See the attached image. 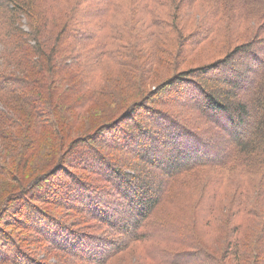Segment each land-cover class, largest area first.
<instances>
[{"label":"trees","instance_id":"obj_1","mask_svg":"<svg viewBox=\"0 0 264 264\" xmlns=\"http://www.w3.org/2000/svg\"><path fill=\"white\" fill-rule=\"evenodd\" d=\"M126 1L0 0V178L17 189L0 243L14 264H264V0ZM103 107L113 117L73 138ZM60 173L68 214L41 212ZM13 213L53 263L10 232Z\"/></svg>","mask_w":264,"mask_h":264},{"label":"rangeland","instance_id":"obj_2","mask_svg":"<svg viewBox=\"0 0 264 264\" xmlns=\"http://www.w3.org/2000/svg\"><path fill=\"white\" fill-rule=\"evenodd\" d=\"M119 2L122 5H126V4L128 5V3H127L126 0L125 1H120L119 0ZM225 21L223 23H221L220 26L225 25ZM190 23L193 24V21L190 20V22L188 24H186V26H190ZM241 25H242V23H241ZM243 26L244 27H243V29H241L240 32H241V34L245 35L246 38H248L247 30H246V27H245L247 25L243 24ZM236 30H237V28H236ZM190 32L191 31H189V30H185L186 36ZM220 32H222V30H220ZM198 53L200 54L201 57H204V58L200 60L198 58ZM198 53L195 55L196 57H193L185 66L184 65L182 66L183 70H188L190 68H194L195 69V68H198L200 65L202 66V65L208 64V62L211 60V58H208V56H210V53H211L210 49H208V48L207 49H201ZM202 54H204V55H202ZM255 73H254V76L256 75ZM103 79H105V78L103 77ZM160 81H161V79H160ZM156 82H158V79L157 78H155L153 80V82H151V84H148L147 88L153 90L155 88L154 85L157 84ZM123 93L125 95L124 97L127 98V100L131 101V100L134 99V95L135 94L132 93V91L130 90V88L127 87L126 89H124ZM91 110L92 111L89 113V116H85V119L86 120L83 121V119L81 120L82 117L80 118V121L78 123L79 125L77 124L78 127L76 128V135L77 136H75L73 138L76 139V138H80L81 136H84V134L91 132V130H92L91 128H94V127L100 125L101 123H103L105 120H107V119L109 120L110 118H112L113 117V114H114L115 107H113L112 109L109 108V107L108 108H104L103 107L102 115H101L100 118H97V116L99 115V113H96L95 112V111H97V108H92ZM24 111L29 112L27 110V108H25ZM103 137L104 138H108V135L107 136L104 135ZM6 145L7 144L4 141H0V146H6ZM79 148L80 147H78V149ZM64 150H65V148L63 149V151L60 152V154H62V153L64 154V152L66 151V150L65 151ZM64 155L66 156V154H64ZM5 159H6V156H5ZM74 162L75 163H78L80 161L77 160V159H75ZM58 167L59 166L52 168V172L55 171L56 169H58ZM67 169H69V168H67ZM81 169H82L81 170L82 172H80V173L88 176V180H83V181L88 182L89 184H92V183H90L91 181H89V180L94 175L92 173H89L86 170V167L85 166H82ZM72 172H74L76 175H78V173L76 171H72ZM42 173H43L42 171H40L39 173H36L35 172L34 175L36 176L37 174H42ZM65 177H66L65 173L64 174L63 173H60L56 177L50 179L49 183H47V186H49V188L53 191V193L51 195L47 194L43 190L37 191L36 192L37 194L42 195L41 196V199L43 198V201H41V203H34V206L37 207V208H39V210L41 212H50V214H52V211H54L58 215L59 214L66 215L67 211L64 208H62V207H63V204H66V202H65L66 201L65 195L68 193V191H63V189L60 186V184L63 186V185H65V183L68 182L67 180H64ZM94 177H96V176H94ZM82 179H85V178L83 177ZM63 180H64V182H63ZM238 186H239V182H237V181H233L230 184L229 188H227V189H225V187H226V185H225L223 187V190H222L223 191L222 192V195L225 194V192H227V193H229L231 191H234L235 192L238 189ZM8 189L9 190H17V189H15V186L13 184L8 183V180L7 179L0 178V197L2 195L6 194L8 192V191L6 192V190H8ZM53 194L57 196L56 197L57 199L55 197H53L54 196ZM47 196H49V197H47ZM46 200L55 201V203H51L50 206H49L48 203H46ZM77 208H81V205L78 204V207ZM177 211H178V208H169L166 212H177ZM12 212L15 213L17 211H15V209H14ZM14 213L11 215V218L7 217L8 220H9L8 221V224H11V227H9L10 232L16 234L17 236L20 235L21 237L26 238L27 239V242L30 243L31 246H33V247H40L38 249L40 251V253H36V254L39 255V256L37 255L38 257L36 258L38 261H41V262L51 261L53 263L54 260H52V256H50L51 258L48 259V257L44 255L43 250H45L46 247L43 246V245H41V244H39V241H36V237L37 236L34 235V234H32V233H30V231H28V230L20 229L21 225L18 222L22 220V217L19 216L18 214H16L14 216ZM12 216H14V217L12 218ZM61 219H62V217H61ZM217 226H218V223L214 219L208 225H203V228L201 230L204 233V236H205L204 239H205V241H206V243L208 245V248L207 249L211 253H214V254L216 252H220L221 250H223L222 249L223 241L220 238L222 236H220L218 234L216 235ZM14 255H16V256H14ZM18 255L19 254L11 253V251H9L7 248H5L2 245V243H0V258H1V260L9 261V262H11V263L14 264L15 261L17 262V256ZM217 256H219V255H217ZM130 259H131V263L132 264H152L151 262L150 263H144V262L143 263L142 262L140 263L139 261H143V260H141L142 258L139 259V257L136 256V255H133Z\"/></svg>","mask_w":264,"mask_h":264}]
</instances>
